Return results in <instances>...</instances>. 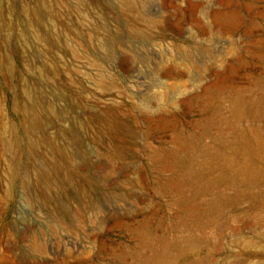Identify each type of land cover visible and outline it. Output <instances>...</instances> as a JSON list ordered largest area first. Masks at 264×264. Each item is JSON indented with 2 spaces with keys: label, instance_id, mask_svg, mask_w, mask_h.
Returning <instances> with one entry per match:
<instances>
[{
  "label": "rangeland",
  "instance_id": "374dc122",
  "mask_svg": "<svg viewBox=\"0 0 264 264\" xmlns=\"http://www.w3.org/2000/svg\"><path fill=\"white\" fill-rule=\"evenodd\" d=\"M49 1L0 0V264H264V0Z\"/></svg>",
  "mask_w": 264,
  "mask_h": 264
},
{
  "label": "bare ground",
  "instance_id": "6f19581e",
  "mask_svg": "<svg viewBox=\"0 0 264 264\" xmlns=\"http://www.w3.org/2000/svg\"><path fill=\"white\" fill-rule=\"evenodd\" d=\"M50 2H51V0L48 3H50ZM52 2L55 5L59 4V0H52ZM46 3H47L46 1H41L42 6H45ZM120 3L124 9L131 11V9L134 8L133 5L128 0H121ZM23 22H24L26 30H27L26 32L32 34L35 47L38 49V51L41 53V55L44 57V60H45V62L43 61L42 65L39 66L36 70H37L40 77L48 78L47 74H49L50 71L48 73L49 67L47 65V61H46L47 57L46 56H47L48 52H50L52 50V48L58 47V45L61 46L62 40H61L60 36H59V38H60L59 39L57 34L54 35V33L51 31V27L53 25L49 20H47V18L44 17V14L42 13V11H40L39 7L34 6V7L30 8L29 11L26 10V15H25V18L23 19ZM142 22H143V20L141 21V23ZM36 26L38 27V29H41V30H42V28H44V30L46 32L43 35L37 34V32L33 30V27H36ZM34 52L35 51L33 49V53ZM74 95L76 97H81V92L80 91H74ZM39 102L37 100H35L34 97H32L29 93L26 92L25 103L23 105V111H24V116L26 118L25 120H27L29 123L28 124L29 132L34 127L38 126L44 118H49V117L53 116L57 111H59L56 109H55L56 110L55 111L51 107L44 106L41 102H40V104H41L40 105ZM62 111L63 110H61V112ZM84 126H85V124L83 122L75 121L73 123L72 128H68L67 132L58 130V132L53 137H51L50 139L44 140L43 138L38 137V139L29 140L30 141L29 142V149L31 151V154H33L34 150H36V149L46 148L49 146V147H53L55 149V152L57 154H59V156H61L63 159V152L61 151V149H57V146H56L58 139H61L63 136L66 135V133L72 134V132H74V131H82L84 129ZM90 136H91V134H90ZM52 152H54V151H52ZM57 159H59V158H57ZM53 160H54V157H53ZM56 168H58V167L53 162L49 165L48 168L44 169L42 167L40 170H35L31 166L28 170V173L31 172L29 174L33 175V177H34L33 180H35L36 182H39V181L48 180L49 178H51V176H52V174ZM58 172L59 171H57V173ZM16 173H17V170L13 169L12 175H14ZM23 175H24V173H23ZM22 179H24V182L26 184L25 175L22 177ZM21 182L23 184V180H21Z\"/></svg>",
  "mask_w": 264,
  "mask_h": 264
}]
</instances>
